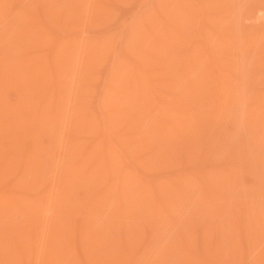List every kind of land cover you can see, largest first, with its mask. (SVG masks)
<instances>
[{
  "label": "bare ground",
  "instance_id": "6f19581e",
  "mask_svg": "<svg viewBox=\"0 0 264 264\" xmlns=\"http://www.w3.org/2000/svg\"><path fill=\"white\" fill-rule=\"evenodd\" d=\"M7 1H9V0H7ZM25 1L26 0H24L23 3H25ZM28 1H30V0H28ZM98 1L102 2L104 0H68L66 2L65 1L63 2V0H59V2H58V0L57 1L51 0L50 2L47 1V3L42 6L44 8L41 10V12L39 11L40 14L42 13L43 16L45 15L44 18H41L42 16L40 14H38V12H37V10H39L38 6H36L38 8L37 10L35 9L36 12H33L34 7L32 8V6L30 5L32 9H30L28 12L27 9H21V7L25 8L26 6L20 5L19 10H17L18 12H15L17 16L12 15L11 18H13V19H11L10 21L8 20L9 22L12 21L11 24L7 23V21L5 22L8 24L6 27V30L9 28L8 27L9 24H10V26L12 25L11 26L12 28L8 29V31L4 30V32H3L1 29V27L3 25L1 23V22H3L1 20V18L4 16H2L1 14L5 15L4 14L5 11H3V10L9 9V5L4 4L3 0H0V5H2L4 7L2 9V7L0 6V24H1V27H0V30H1V32H0V264H103V262L104 263L106 262L105 264H234V262H237L236 264H264V205L261 208H259V205L257 206L258 203L253 202L251 199H249V202L247 201L248 199L246 201H245V199H243L245 202H248V206L245 205L248 210H246V207L244 205L243 206L245 207L244 208L245 210H243V209L242 210L244 211V213L248 212V216L246 215L247 214L246 213V214H244V217H242L239 220L238 217H240L243 213L240 214V216H239L238 215L239 211H238L237 212L238 217H237V215L234 214V211L232 210V208L235 207L234 210L237 211L239 206L241 207V205L238 206V204H237V209H236V206L233 205V203H234L233 202V199H234L233 196L235 195L234 192L233 193L230 192L231 194H234L233 196L231 195L232 196L231 198H233L232 199L233 203H231L232 208L231 209L229 208L230 209L229 210L227 208L228 207L227 206L226 208L229 211L227 209L226 210L229 213H231L230 211L232 210L233 215L237 218H232L233 215H231V214L229 216L227 211H225L224 209H222V210L220 209V211L217 210L219 212L218 214H220V216L223 212H225L226 215L223 213L222 217H224V218L221 219V221L223 219H224V221H222V223H218L220 225H214L217 223V222L216 223L214 222L213 223L214 226L212 225L213 231H211L212 227L210 226L211 227V228L209 227L210 230L207 229L209 232L208 234H206V235L201 234L202 235L201 238H203V236H205L202 239L203 241L200 239L202 241V243L195 241L196 237L195 238L192 237L193 236L191 234L192 230H190V228H188V227L186 228V226L190 225L187 223L185 226L182 225L183 227L181 229H178L175 225L176 230H178V231L174 230L176 235L174 236V238L172 237L173 238L172 240L169 237V239L171 241L170 242L167 241L168 245H165V247L163 245H161L162 248L154 249L152 243L150 242L152 237L148 236V239L150 240L149 243H151L153 250L152 249L151 250L144 249L143 251H138V248L140 247L139 244H141L139 237H138L139 240H137V242L140 241V243L137 244V246H139L138 248H135V246H133L132 248L130 247L131 249L130 248L125 249V246L123 244H121L122 242L116 243L114 240L116 237H113L111 235L112 232H110V230L114 227V225H112L110 222L104 223V221H102L101 222L102 226H101V224H99L100 228L98 230L95 229L94 226H96V225L93 224V222L96 221L95 216H98L96 219H98V223H99L100 222L99 219H102L104 217L105 205L110 204V203H113V205L115 206L116 213L122 212L123 210L127 209L128 207L130 209H132L131 206H133V205L135 207L137 205H140V208L142 206L147 207V208L151 207L153 209V211L155 212V215H156L155 218L156 219L153 218L154 219L153 224L151 223V222H153V220H151V222L149 221V223H150L149 226H152V225L157 224V223L159 224V222L160 223H161V221L163 222V219H165L166 221L168 220L167 222L169 223L170 222L169 220L172 218L171 215H173V213L171 214V210L173 212L172 202H175L174 201V199H175L176 200L175 203H179V204L181 203L182 200H180V197L178 195H180L179 193L183 192L182 190L185 191L187 189L188 185L185 189V183L191 185V188L194 189V190L192 189L193 193H194V191H197L199 188H201V187L204 188L205 186H207V187H205V193H207V196L210 195L208 193L211 192V194L213 193V195L216 194L215 196H218V199H220V197L221 198L224 197V198H227V201H228V197L230 196V193L228 191H226L227 187L229 190V188H230L229 186H227V185L224 186V184H223L222 188L226 187V190H223L222 188H220V189L217 188L218 185L222 186V183L217 185V183L221 182V179H223L224 183L225 182L227 183V181H228L227 179H229V178H226V176H227L226 170L227 169L225 167L224 168L226 170L222 169L223 166L219 167V168L215 167V170L211 166V168H213L214 171L211 168H208L207 172L202 173L201 172L202 170H201L199 174H196V172H198L197 170H195L196 166H194V168H192L193 166L191 164H193V163H190L192 161L194 162V159L190 160L191 158H189L190 157V155H189L188 158L190 161L188 160L187 161L188 163H186V161L184 162V160L188 159L187 157H186V159L183 158L184 160L182 161L183 163H186V165H184L182 162L179 163L180 166L183 168V170L179 174L177 173V175L174 172L175 174L173 176V174H171L172 171L170 170L171 173H169V175H167L166 173L163 172V176L162 175L160 176V174H158V172H157V174H156L157 177L156 178L154 177V179H149L145 175H144L145 178H142L143 175H140L141 172L139 173L137 171V169L135 171V169H133L134 167L133 168L131 167V168L135 172L133 170H131L130 168H126L125 165L123 166V164L125 163V162H123L124 157H125V155H127L126 153L124 154V152H127V151H125L124 148H126V149L134 148V152H136V153L138 150H140L141 152H143L142 150H144L143 153H145L146 155L145 154H142V155L148 156L149 150H152V149L156 150V148H154V147L157 146V144H158L157 141L158 140L163 141L162 138L165 137V135L167 134V131H169L168 132L169 135L174 134L176 132L175 130L177 129V126L178 127L182 126V127H184V129L186 127H189L188 129H190V128L194 129L193 126L197 127L196 124L199 121L198 118L200 117L202 119L203 114H205L204 112H206V110L215 111L214 114L216 116L213 114V112L211 115V116H214V118H216L217 115H218V117H220L219 116L220 113L217 111L221 110L222 112H226V110L224 111L223 109L227 108L226 107V108L221 109V107H223L225 104H227V105L231 104L232 105L236 101H238V100L242 101L243 99L245 100L243 106L246 105L247 107L244 106L245 110L247 108H248V110H247V112L244 110L245 114L243 113L242 115H245V117H246V115L247 116L250 115L249 119L247 118L249 121L247 119L246 120L248 121V125L251 126L250 131H252L254 133V134H252V136H254V137L252 138L253 142H251L252 143L251 146H252V148H253V146H255L257 148L260 147L261 150H263V148H264V96H263L264 93L262 94L263 98L260 97L261 95H258L259 99L257 98V100H254V102L256 101L255 103H253V101H250L251 103H248V105L246 104L247 101L245 99L248 97H245L242 93L244 89L248 88V87L245 88V86H246L245 84H248V86L253 85L254 83H256V80L261 77L259 75H261L260 71L262 70V68L264 70V67H263L264 66V59H263L264 56L262 59H259V57H258V59L262 60V62H260L258 60V64H259V62L261 63V65H259V66H261V68L257 67V69L260 68L261 70H259L258 78L256 80L254 78L257 77V75H256L257 72L252 73V74H255L254 75L255 77L252 78V80L250 79V77L247 78V80L250 79L251 82L247 81L245 79L246 83H243L244 80H243V82L235 80L234 75H230L231 76L230 77L229 74L228 75L225 74L222 76L221 75L219 76V74H217L215 76L213 74L214 75L213 77L215 79L212 76H210V78L208 80L207 77H209V74H210V72L209 73L207 72L208 70L210 71V69H208V68H210V67L214 68L217 66L218 68H214V69H216V70L219 68L221 69L222 66L220 67V64L218 65L217 62L221 59L225 60V58L216 57L213 60H218V61H215V64H217V65L213 66V64L211 63L212 61L207 62V63H209L208 65H210V63H211L212 66L210 65V67H207L205 65L206 68L204 69L205 66H203V64H207V63H204V62H206L207 59L204 61V59H205V57H203L204 52L202 54L203 48L201 49L202 51H200L199 48H201V47H199V48L194 47L195 46V43H194V46H190V48L193 47L192 50L190 49L192 52V53L191 52L190 53L195 54L193 56H194V58H196L195 60H194V58L191 59V60H193L192 61L194 64L193 66H195V65L201 66L202 65L203 68H202V70H200V73L198 71L197 75L194 74V76L188 77V75H189L188 70L189 69H188V67H186L187 65L183 64V62H180V60H181V59H179L180 57L178 58L179 61H177L178 60L177 59L178 54L176 55V53L174 52L177 45L183 44V46H185L184 43L179 44V40H178V39H180V37H182V34H184V33H180L181 34L180 37H175L176 35L174 36V34L177 32L176 31L171 36L170 35L171 31L169 29L170 33H168L169 32L168 30H167L168 31L167 33L170 36L165 37L164 36L165 33H164L163 37L159 36V35L163 34V31L162 32L159 31V29L161 28V27H159L160 21H158V19L156 17L157 15H155V12H154L155 9L153 11L149 10L150 12H145L144 15H141V13L139 12V15L135 16L132 19V22H130V24H129L130 28L128 27L130 29L129 38H128L126 43H127V46L129 47L130 51L133 52V54H131V55L128 54L131 57H128L126 54V57H128V58H118L115 61H112L113 58H110L111 60L109 62L111 65H109L108 70H106L107 72H105V73H107L106 76H104L105 79L102 80V81H104L103 82L104 95L102 96L103 104L102 105L100 104V106H103L105 103L109 108V112L107 110L106 111L107 113L105 115L102 114L101 116H98V117H101V119L104 116L103 121L101 119H99L100 121H102L101 122V124H102L101 128L107 127L110 130L109 133L108 132L104 133L103 130L100 129V126L97 124L99 122V120L97 121V119L95 118L96 116L94 117L93 113H91L92 110L90 108V103H91L90 100L92 97L91 94L93 92L92 91L93 90V84L96 83L95 81H97V77H98V74H96L97 76H95V72H94L95 66L98 65V64H96V62L101 61L102 63H104L103 61H107L105 57H108V55L106 54V56H103L104 51L106 53H108L111 50H112V52L114 51L113 49H111V50L107 49L110 46H111L110 48H112L113 44L111 42L110 43L111 45H110L109 42L112 41L110 39H112L114 36L112 35L111 38L109 36H107V38H109V40L102 39L101 36L98 38H95L96 36L94 37V35L91 34V31L89 32V29H91L89 27L92 24H97V23L99 24L100 21L102 22L103 18L105 16H108V14L110 15L111 12H109L110 11L109 9H111L113 6L111 8L109 7L107 10L106 9L107 6H105V8H104V3L106 4V2H108V1H106V2L104 1V3H100ZM35 2H37V1H35ZM35 2H33V0H32L31 1V3H33L32 5H34ZM226 2H227V5H229L228 0ZM52 3H55V4L51 5ZM153 3H151V4L153 5ZM207 3H209V2H207ZM223 3H221V1H220V4H223ZM29 4H30V2H29ZM151 4L149 5V7H152ZM155 4H154V6H156ZM10 5H11V3H10ZM24 5H26V4H24ZM211 5H212V3H211ZM17 6L19 7V5H17ZM173 6H174V8H177L176 5H173ZM203 6L205 7V5H203ZM257 6H259V5H257ZM158 7H159V5H158ZM161 7H162V5H161ZM219 7L223 8V5L222 6L219 5ZM219 7L217 9L220 10ZM231 7H228V8H231ZM233 7H234V5H233ZM168 8H170L169 5H168ZM226 8H227V6H224V10H226ZM161 9H160V15H161ZM204 9L206 10V8H204ZM209 9H211V8L209 7ZM106 10H107V15H104V13H106ZM111 10L113 11V9H111ZM183 10H181V11H183ZM201 10H202V8H201ZM214 10H216V9H214ZM233 10H234L233 13H235V11L237 9H233ZM14 11H16V10L13 9V14H14ZM167 11H169V10H166V13H167ZM208 11L209 10H207V13H209V15H210L211 12H208ZM248 11L249 10H247V12ZM263 11H264V9H263ZM263 11H261V12L259 11V12L262 13ZM174 12H176V11L174 10ZM178 12L180 14L177 13L176 15L179 14L180 17L182 16L181 20L183 22H185V19H183V17L185 18L184 15H187L186 14L187 12L184 11L185 14H184V12H182L183 15L181 14L180 9L178 10ZM225 12L226 11L223 12V10H221V13H223V15ZM196 13H198V12H196ZM172 14L175 15L174 13H172ZM227 14H228V12H226L225 15H227ZM241 14H243V13H241ZM247 14H249V13H247ZM46 15H47V17H50V19L45 20ZM173 15L172 16L169 15L170 18L173 17L172 23H174L176 20H178L177 21L178 24H177V22H176V24L179 25V20H180V18H178L179 16H177V18H178L177 19ZM219 15H221V14H219ZM132 16H134V14ZM162 16H166V15L162 14ZM227 17H230V16L228 15ZM6 18L7 17L5 15L3 20H6ZM162 18H164V17H162ZM162 18L160 16L161 20H162ZM193 18H194V16H193ZM193 18H191V19H193ZM222 18H224V17H222ZM230 18L233 19V17H230ZM105 19L108 20L110 18H105ZM209 19L212 20V18H209ZM213 19H217V18H215V16H214ZM16 20L18 21V23L16 22ZM203 20H205V19L203 18ZM203 20H202V22H203ZM206 20H207V18H206ZM211 20H209V22ZM247 20H248V18L245 21H247ZM165 21L169 22L168 19H165ZM213 21L210 22V24H212ZM202 22H200V23H202ZM225 23H226V21H225ZM241 23L242 22H240V24ZM167 24L169 26L171 23L169 22ZM251 24L250 25L253 26L252 28H254V26H255L254 22ZM163 25L166 28L168 27L165 25V23H163ZM172 25L173 24H171V28L175 26V24H174V26H172ZM191 25H193V24H191ZM5 26H6V24H5ZM226 26L229 27V25H226ZM256 26H258V24ZM52 27H53V30H54V27L56 28V30L59 29L58 31L60 33L59 34L57 33L58 35L56 34V36H54L55 35V34L53 35L54 32L51 33L52 31L50 30ZM57 27H58V29H57ZM179 27H180V25H179ZM179 27L177 26L176 28L180 31L181 28H179ZM188 27H190V26H188ZM196 27H198V26H196ZM2 28H5V27H2ZM198 29L201 31V28H198ZM213 29H215V28H213ZM99 30L101 31V29H98V31ZM164 30H166V29H164ZM72 31H76L77 35L72 36L71 35ZM106 31H107V29H106ZM189 31H190V29H189ZM203 31H204V29H203ZM214 31L217 32L216 29L213 30V32ZM252 31H253V29H252ZM259 31L257 32V34H259ZM159 32L162 34H160ZM240 32L238 30V33H240ZM261 32H262V30H261ZM118 33L121 34V32H119V31H118ZM255 33H254V37L252 36L254 38V40H251V41L248 40V38H250L249 37L250 35L247 36L246 38H243V36H242L240 38L241 43L244 44V43L248 42V43H246V47L247 48L249 47L252 49L255 48V45L257 43L259 48H260L259 51L260 52H261V50L264 51L263 50L264 47L262 46V44H264V43L261 44V41H262L261 39H262V36L264 37V32H263V34L260 33L261 35H259V37ZM196 34L195 35L193 34L194 35L193 37H195ZM212 34H214V33H212ZM107 35H109V34H107ZM177 35H179V34H177ZM255 35H256V37H255ZM97 36H99V35H97ZM121 36H122V34H121ZM213 36H215V34ZM184 37H186V36H184ZM236 37L237 36H235V38ZM217 38H218V36H217ZM181 39L183 40V37ZM184 39L186 40V38H184ZM194 39L196 40V37ZM197 39H199V38H197ZM243 39L244 40L247 39L246 42L245 41L243 42L242 41ZM116 40H118V39H116ZM176 40H178V41H176ZM192 40H191V43H192ZM203 41H202V43H203ZM122 42H124V41H122ZM177 42H178V44L176 45ZM218 42H219V40H218ZM235 42H236V39H235L234 43ZM262 42H264V40ZM219 43H218V45H219ZM210 44H211V42H210ZM207 45L209 47V44H207ZM212 46H213V44H212ZM212 46H210V47L213 48ZM215 46L216 45H214V47ZM186 47H187V45H186ZM203 47H204V45H203ZM223 47H225V46L221 45V43H220L218 48L216 47V50L220 49L218 51H220L222 53V54L217 53L216 55L219 54V56H221V55H224L225 57L227 56L228 59H226V61L228 63L226 61H225V63L223 61L222 62L224 64L228 65L229 64V58L232 57L231 61H233L232 59H234V58L237 59L236 55L239 52L238 51H237L238 53L237 52H231L232 46L231 47L228 46L229 52L231 54L234 53V55L236 57L233 56V54L231 56L229 54V52L227 55H225L224 54L225 51L221 50ZM241 47L244 48V46H242V45H241ZM177 48H179V46ZM187 48H186V50L188 51L189 48L188 49ZM124 49H125V47H124ZM126 49H128V48H126ZM129 49L127 51H129ZM235 49L233 48V51ZM207 50L204 49V51L208 52ZM176 52H177V50H176ZM98 53H100V57H99ZM186 53L189 54V56L191 55L188 52H186ZM235 53H237V54H235ZM113 54L114 53H112V55ZM183 54H184V52H183ZM183 54H181V55H183ZM114 55H116V54H114ZM262 55H264V54H262ZM243 56H246V55H243ZM186 57H188V56H186ZM208 57H209V54H208ZM190 58H191V56H190ZM250 58H252V57H250ZM181 61H184V59ZM237 61H238V59H237ZM178 62H180L182 64V65L180 64L182 67H180ZM219 62H221V61H219ZM253 63L256 64L257 62L256 63L252 62V64ZM230 64H232V66H234V63L230 62ZM230 64H229V66H231ZM176 65L177 66L179 65L178 67L181 68V70L179 68L175 69ZM183 65H185V67H186L185 69H186V71H188V73H187L184 70V72H186L188 74V75L187 74L185 75V77H187V79L185 78L186 80L185 79L183 80V75L185 74L182 71ZM92 66L94 67L93 71L91 69ZM104 66H106V65H104ZM193 66L191 65L192 70H193ZM236 66L237 65H235V68H236ZM240 66H242V65H240ZM231 67H229V68H231ZM251 67L253 68V66H251ZM255 68H256V66H255ZM96 69H97V67H96ZM171 69L172 70L174 69L173 71L176 70V72L172 71V73H174V74H172V76L175 77L178 75V77H179V78L177 77V79H176L177 82H179V83H178L177 87H176V85H175V87L178 88V87H180V85H183L182 82H184V84H185V85H183L184 93L182 92L183 94H182V96H179L180 98L179 97L174 98L175 96L173 98H171L172 93L170 94L169 91H167V94H166L165 92L162 93V91H161L162 86H164L166 88V90H168L167 88L169 85H167L166 83H167V80H169L168 73L171 71ZM195 69L193 72H195ZM214 69H213V71H215ZM220 69L218 70L219 73H220ZM223 69H224V66L222 67V70ZM257 69H255V70L251 69V70L257 71ZM98 70H99V68H98ZM98 70H96V71H98ZM177 70H179V71H177ZM178 72H180V73L183 72V73L179 74ZM228 72H230V71H228ZM196 73H197V71H196ZM211 73H213V72H211ZM205 74H207L208 76H205ZM220 74H222V72ZM262 74L264 76V73H262ZM99 75H101V74H99ZM101 76H102V78H104L103 75H101ZM211 77H212V79H211ZM251 77H252V75H251ZM95 78H96V80H95ZM263 78H260V81H259L260 84H261V81L263 82V80H262ZM170 80H171V78H170ZM203 80L204 81L206 80L205 82H207V80H208V83L204 84L205 82ZM257 82H258V80H257ZM258 83H256V86H258ZM165 84L167 85V87ZM256 86L254 84V87H256ZM261 86L262 85H260L259 87L261 88ZM94 87H95V85H94ZM175 87L174 88L171 87L172 92H173V89H176ZM165 88H164V90H165ZM180 88H182V86ZM252 88H253V86H252ZM256 89H257V87H256ZM249 90H251V88L247 89L248 92L245 90L247 92V94H250ZM160 91H161V93H160ZM252 92H253V89H252ZM258 92H260L259 94H261V91H258V89L255 90L253 93L258 94ZM159 93L162 94L164 96V98H165V95H168V94L171 95V96H169V95L167 96L168 98H170V100L168 98H165L166 101H157L156 95H158ZM178 93H180V92H178ZM12 95L15 97H13ZM98 95H99V93H98ZM179 95H181V94H179ZM242 95H243V97H242ZM252 98H254V97H252ZM167 99H168V101H167ZM100 103H101V101H100ZM95 105H96V102H95ZM174 106H175V108L177 107V110L180 111L181 113L183 110L184 115H183V113L181 114L179 112H175L174 109H173V111H174L173 112L172 107H174ZM93 107L96 109L95 106H93ZM105 107L106 106L104 105V110L108 109ZM99 111H100V108H99ZM209 111H207V112L209 113ZM222 112H221V115L223 114ZM247 113H249V114H247ZM105 116H106V118H105ZM223 116H224V114H223ZM221 119H220V121H221ZM246 120H245V122H246ZM237 121H239V120H237ZM199 123L202 124L201 122H199ZM243 124H246V123H243ZM197 125H199V124H197ZM173 126L174 127L176 126V128L174 130L175 132L173 131V133H170V131L172 130L171 127H173ZM246 126H247V124H246ZM107 128L106 129L103 128V129H105V131H107ZM163 128H165V130L163 132V135H161ZM234 128H235V126H234ZM180 129H182V128H180ZM193 129H191V130H193ZM197 129H200V128L197 127ZM95 130H101L100 132H103V133H100L98 131V132H96V134H94ZM181 131H183V129ZM129 132H131L132 135H129L128 134ZM178 132H180V131H178ZM107 133L110 135H108V137L104 136ZM144 133H146V135H144L143 138H145V136L148 135L146 137L147 139H144V140H146V141L150 140V142L147 141V143H146V141L141 140L142 142H145V143H142V142L139 144L135 143L133 139H135L136 137L138 139V136H140ZM184 133H186V132H184ZM201 133H202V131H201ZM92 134L97 135V136H94V135L92 136ZM158 134L160 135L159 137H158ZM175 135H179V134H175ZM202 135H203V133H202ZM208 135H211V134H208ZM179 136H177V137H179ZM225 137H227V136H225ZM165 138H168V137H165ZM199 138H201V137L199 136ZM137 139H136V141H137ZM209 139H211V137ZM197 140L199 141V139H197ZM245 140H247V139H245ZM155 141L157 142V144H155ZM183 141H185V140H183ZM241 141H239V142H241ZM249 141H252V140H249ZM161 143L163 144V142H161ZM188 143H190V142H188ZM196 143L197 142H195L194 145ZM198 143L202 144V142L201 143L198 142ZM237 144H239V143H237ZM178 145H180V144H178ZM224 145H226V143ZM240 146H242V145H240ZM147 148L149 150H147ZM257 148H256V150L260 149V148L259 149H257ZM119 149H120V151H119ZM145 149H146V152H145ZM183 149H184V147H183ZM121 150H124V152L122 151L124 157L120 153ZM157 151H159V150L155 151L156 154H157ZM203 152H204V150H203ZM234 152H236V151H234ZM154 153H151L150 156H153ZM220 153H221V151H220ZM184 155L188 156L187 154H184ZM218 155H219V153L217 154V156ZM156 156H158V154ZM203 156L206 157L205 155H203ZM138 157L136 156V158L139 159V161H140V158H138ZM178 157H180V156H178ZM191 157H192V154H191ZM134 158H135V156H134ZM142 158H145V157L142 156ZM159 158H161V157H159ZM165 158H167V157H165ZM137 159H134V161ZM175 159H172V160H175ZM204 160H205V158H204ZM259 160L257 162H259ZM126 161H128V159ZM200 161L202 162L203 160L200 159ZM226 161H227V159H226ZM228 161H229V159H228ZM244 161H246V159ZM169 162H170V160H169ZM140 163L142 165V162H140ZM166 163H167V161H166ZM176 163H177V161H176ZM179 164H176L177 167ZM198 164L201 165L202 163H198ZM261 164L262 163H260V165L259 164L257 165L258 169L260 168L259 169L260 171H258L256 169L258 172L255 173V174L259 175L258 176L259 179H255V181H254V183H256L257 185L261 182L264 183V179H263L264 177L261 176L264 173L262 171V167H261L262 165ZM126 165H127V162H126ZM221 165L222 164H220V166ZM227 165H225V166H227ZM108 166H109V169H111V167H112L113 172L118 173L117 174L118 178L121 177L120 180L118 179V182L111 183L110 180L113 178L112 174H111L112 178L110 177L111 179H108L109 177L107 178V170H109V169H107L106 167H108ZM142 166H144V169H146L148 167V166L144 165V162H143ZM142 166L140 169H143ZM228 166L230 167V165H228ZM228 166H227V168H229ZM232 166L233 165H231V168H232ZM150 167H149V171L151 174L154 170L155 171L157 170V169L153 170L152 168H151L152 169L151 170ZM189 167L191 168V170L187 171L189 169ZM254 167H256V166H254ZM162 168L164 169V167H162ZM169 168H171V167H169ZM160 169H161V167H160ZM161 170H159V171H161ZM176 170H178V168ZM110 171L112 173V170H110ZM145 171L143 170L142 174H146V173H144ZM203 171H206V170L203 169ZM235 171H237V170H235ZM239 172L242 173V170ZM164 174H165V176H164ZM257 175H256V177H257ZM199 176L201 178V180L199 179L200 182H202V184H204L202 186L197 185ZM228 176L230 177L229 174H228ZM248 176H250V175H248ZM263 176H264V174H263ZM149 177H150V175H149ZM195 177H196L197 183H194L195 181L192 182V180ZM115 178H113V179H115ZM224 178L227 181L224 180ZM260 178H262L263 181H261ZM218 179H220V182L218 181ZM259 180L261 182H259ZM238 181L240 182V180H238ZM238 181H235V182L237 183ZM242 182H243V184H242ZM230 183H232V182H230ZM240 183H239L240 187L238 186V184H235L238 186V187L236 186L237 192H235V193H237V195H238V192H240L244 188V187H242V189H240L241 185L242 186H244V184L247 185V183H244V181H241ZM104 184L106 186H104ZM228 184H229V182H228ZM101 185H103L102 186L103 188L101 187ZM200 185H201V183H200ZM246 185H245V187H246ZM257 185L255 187H253V185H251V186L249 185L250 187H248L249 190H251V191L254 190L253 191L254 195H256L255 193H257V191L259 192L263 189L261 187L262 189L258 190ZM213 186H214V188H213ZM104 187L105 188L107 187V190H105ZM215 187L219 191L215 192ZM233 187H235V186H233ZM80 188H82L85 191V192H82V194L84 193L83 195H81L79 193V190L83 191ZM190 189H189V191H191ZM104 190L106 192H104ZM201 190H203V189H201ZM233 190H235V189H233ZM115 191H120L122 194V197L119 196V198H117V200H113L111 198L113 196H110V193L111 192L114 193ZM199 191H200V189H199ZM242 191H244V190H242ZM242 191H241V193H242ZM263 191H264V189H263ZM202 192H204V190ZM225 192L229 193V195ZM195 193L197 194V192H195ZM199 193H201V192H199ZM247 193L250 194L249 191ZM262 194H261V196H262ZM117 195H118V193H117ZM187 195H188V193H187ZM203 195L205 196L206 194H203ZM114 196H116V195H114ZM240 196H238V197H240ZM246 196L244 198H246ZM256 196H255V198H256ZM250 197H247V198H250ZM184 198L186 199V197H184ZM194 198H195V196H194ZM212 198H213L212 196L208 197L209 200L210 199L213 200ZM261 198H264V196H262ZM206 199H207V197H206ZM216 199H217V197H216ZM218 199L215 201H218ZM255 200H257V199H255ZM192 201H193V197H192ZM261 202H262V200H261ZM175 203H174V205H175ZM199 203H201V202H199ZM210 203H212V202H210ZM227 203L230 204L229 201ZM241 203L244 204V202H242V201H241ZM263 203H264V201H263ZM187 204H188V202H187ZM204 204H206V203H204ZM245 204H247V203H245ZM189 206H191V205H189ZM110 207H112V206L110 205ZM214 207H215V205H214ZM175 208H174V212H175ZM179 208L181 209V206ZM183 208H185V205ZM183 208H182V210L185 211L186 208H185V210ZM218 208H219V205H218ZM112 209H114V208H112ZM130 209H129V211H130ZM134 209H136V208H134ZM215 209H213V210H215ZM109 210H107V208H106V213ZM139 210H138V213H140ZM182 210H181V212H182ZM114 211L113 212L111 211V212L114 213ZM217 211H216V215H217ZM236 211H235V213H236ZM111 212H110V214H111V216L113 215L112 217L114 219H115V216H119V214H120L119 213L118 215L114 216V214H112ZM144 214H147L145 216H148V213H143L142 216ZM207 214H208V212H207ZM105 215H107V214H105ZM122 215H123V213H122ZM129 216L131 217L130 212H129ZM136 216H138V215H136ZM142 216L141 217L138 216V218H140V220H141ZM145 216H144V218H145ZM208 216H211V215H208ZM220 216L218 217V219H216L217 217H215V216H214L215 218L214 217L213 218H214V220L218 221V220H220ZM124 217H122L123 220H124ZM198 217H199V215H198ZM77 218L81 219V223L79 226L77 225L78 224L77 223L78 221H76ZM146 218H148V217H146ZM145 219H143L141 221L143 223H145L144 222ZM148 219L150 220L151 216ZM173 219H172V221H174L176 218L174 220ZM141 221H140V223H141ZM172 221H171V224L176 223V222H172ZM175 221H177V220H175ZM197 221H199V220H197ZM177 222H179V221H177ZM114 223H115V225L118 224L117 226H119V224H120V222H114ZM130 223H131V221H130ZM183 223H185V222H183ZM190 223H191V221H190ZM194 224H196V223H194ZM120 225H121L120 227L122 229L123 224L121 223ZM191 225H192V223H191ZM117 226H115V227H117ZM133 226H131L129 228L126 227L127 231L128 232L130 231L129 232V233H131L130 235L135 233V232H133L134 230L131 231ZM142 227L144 228L145 226L142 225ZM158 227H159V225H158ZM191 227L193 228V225ZM155 228H156V226H155ZM162 228H163V226H162ZM172 228L170 229L171 231H172ZM179 228H180V226H179ZM206 228H208V227L205 226V229ZM126 229H123V231L120 230V232L123 233V232H125L124 230H126ZM144 229H147V228H144ZM151 229H152V227H151ZM194 229L196 231V227H194ZM200 229L202 230V228H200ZM205 229L203 231H205ZM115 230L116 229L114 228V233H115ZM157 230H159L157 235H160L163 237L164 233H163L162 229H157ZM171 231H169V233H171ZM241 231L244 234H242ZM77 232L81 233L82 234L81 236H83L82 239L80 236V238H79V240L81 239L80 241L79 240L76 241L74 239L75 234ZM141 232H143V231L137 232V236H138V234L139 235L141 234L140 237L144 238V236ZM152 232H154V231H152ZM129 233H127V234H129ZM201 233H204V232H201ZM146 234H148V233L146 232ZM151 234L153 236V233H151ZM241 234L244 236H242ZM130 235H127V237ZM134 235H136V234H134ZM117 236H118V234H117ZM153 237H154L153 238L154 241H156L155 240V238H156L155 233H154ZM119 238L120 237H118L117 239L119 240ZM125 238H126V236H125ZM129 238H131V237H129ZM145 238L147 239V237H145ZM164 238H166V237H164ZM164 238L161 240H164ZM157 239H159V238H157ZM241 240L242 241L245 240L244 243L245 244L248 243V247H249L248 248L247 246H243V247L248 248V251L246 249H242L243 251L246 250L248 252V253L246 252V254H244V255L236 253V251L238 250V249L236 250V248H239L240 245L242 244ZM78 241L83 244V249H81L84 252L83 260H81V258H80L83 255L79 257L78 253H80V252H77L78 251L77 248H79L78 247L79 245H77ZM119 241H117V242H119ZM123 241H126V240L124 239ZM146 241H148V240H146ZM123 243H125V242H123ZM127 243L130 244L129 242H127ZM199 244L201 245V248L203 246V251L202 250L200 251V249L198 250V252H202L200 254H198V252L196 253V251H195ZM132 245H135V244H132ZM142 245H145V244H142ZM148 245H147V247H148ZM133 248L137 249V251H135V249H133ZM239 249L241 250V248H239ZM120 250H124V254L123 253L119 254ZM107 251H109L110 254L113 255L112 257L110 255V259H109V257H106L104 255V254H108Z\"/></svg>",
  "mask_w": 264,
  "mask_h": 264
},
{
  "label": "rangeland",
  "instance_id": "374dc122",
  "mask_svg": "<svg viewBox=\"0 0 264 264\" xmlns=\"http://www.w3.org/2000/svg\"><path fill=\"white\" fill-rule=\"evenodd\" d=\"M17 1V2H16ZM31 1L32 0H30V1H28V0H26L25 1V3H23L24 2V0H9V1H7V0H3V3L4 4H6V5H9V9H7V10H3V11H5V15H6V20H3V18L5 17V15H3V14H1L2 16H4V17H2L1 18V20L3 21V22H1L3 25H2V27H5V28H2L1 27V24H0V27H1V29H2V31L4 32V30H6V27H7V23H10L11 24V22H9L11 19H13V18H11V16L12 15H15V16H17L16 15V13L15 12H18L17 10H19V8H20V5H22V6H26L25 8H22L21 7V9H27L28 10V12H29V10L30 9H32L33 7H34V10H33V12H36V10L39 8V10H37V12H38V14H40V12H41V10L44 8V7H42L44 4H46L47 3V1L48 2H50L49 0H33V2H35V1H37V2H35L34 3V5H32L33 3H31ZM54 1V0H53ZM57 1V0H56ZM66 2V1H68V0H63V2ZM104 1L106 2V1H108V2H106V4L104 3ZM104 1H98V2H100V3H104V8H105V6H107L106 7V9L108 10V8L110 7H112L111 9H113V11L111 10V9H109L110 11L109 12H113L112 14L110 13V15L108 14V16H105L104 18H103V21L101 22L100 21V23L98 24H92L89 28H91V29H89V32L91 31V34L92 35H94V37L95 38H98V37H100L101 36V38L102 39H106V40H109V38H107V36H109L110 38L112 37V35L114 36L112 39H110V40H112V41H108L109 42V44L112 42V48H107V49H109V50H111V49H113L114 51L112 52V50L111 51H109L108 53H106L105 51H104V53H103V56H106V54L108 55V57H105L106 58V60L108 61H103L104 63H102L101 61H99V62H96V64H98V65H96L95 66V68L92 66L91 67V69H92V71L94 70V72H95V76H97L96 74H98V77H97V81H95L94 83L95 84H93V92H92V94H91V103H90V108H91V110H92V112L91 113H93V116L97 119V121L99 120V119H101V117H98V116H101L102 114L103 115H105L107 112V110H108V112H109V108H108V106L104 103V105L106 106L105 108H108V109H106V110H104V105L103 106H100V104L102 105L103 104V101H102V96L104 95V85H103V82L104 81H102V80H104L105 79V77L104 76H106V74L107 73H105V72H107L106 70H108V67H109V65H111L110 64V58H113L112 59V61H115L116 59H118V58H128V57H131V56H129L128 54H133V52H131L130 51V49H129V47L127 46V40H128V38H129V31H130V22H132V19L135 17V16H138L139 15V12L141 13V15H144V13L145 12H150L149 10H154L155 9V15H157L156 17H157V19H158V21H160V26L159 27H161L160 29H159V31L160 32H162L163 31V34L162 33H160V34H162V35H159V36H162L163 37V35H164V33H165V37L166 36H172V34H174L176 31V33L174 34V36L175 37H180L181 36V34L180 33H184V34H182V37H183V40L181 39L182 37H180V39H178L179 40V44L180 43H184V45L185 46H183V44H181V45H177L178 44V42L176 43V45H177V47L179 46V48H177L176 47V49H175V53H176V55L178 54V56H177V59L179 58V59H181V60H183L184 59V61H181L180 60V62H183V64H185V65H187L186 67H188V71H189V73H188V71H186V67H185V65H183V72H184V70L189 74H187L186 72H184L185 74L183 75V80L186 78L187 79V77H185V75L187 74L188 75V77H190V76H194V74L195 75H197L198 74V71H199V73H200V70H202V65L201 66H193L194 64H193V60H191V59H193L194 58V56L193 55H195V54H191L192 52H191V50H192V48L193 47H191L190 48V46H194V43H195V46L194 47H197V48H199V47H201V48H199L200 49V51H202L201 49L203 48V51H202V54H203V52H204V56L203 57H205V59H204V61L206 60V62H204V63H207V62H211L212 64H213V66L214 65H219L220 64V67L222 66H224V69L222 70V67H221V69H220V73L222 72V74H220L219 73V69H214V68H218L217 66L216 67H214V68H212V67H210V65H211V63H210V65H208L209 63H207V64H203V66H207V67H210V68H208V69H210V71L208 70L207 72L209 73L210 72V74H209V77H207L208 78V80H209V78H210V76H216L217 74H219V76L221 75H228L229 74V76L230 75H234V78H235V80H237V81H241V82H243V80H244V82L243 83H246L245 82V79L247 80V78H249L250 77V79L252 80V78H254L255 76V74H252L253 72L255 73V72H257L256 73V75H257V77H255L254 79L256 80L257 78H258V72H259V70H261L260 68H261V66H259V65H261V63L260 62H262V60H259V59H262L263 58V56L264 55H262V54H264V51H262L261 50V52L259 51L260 50V48H259V46H258V44L256 43V45H255V48H247L246 47V43H248V42H246V40L247 39H243L242 41L244 42H246V43H244V44H242L241 43V37L243 36V38H246L247 36H249L250 38H248V40L249 41H251V40H254V33L259 37V35H261V34H263V32H264V11H263V9H264V0H228V4L229 5H227V0H104ZM156 1V2H155ZM166 1V2H165ZM182 1V2H181ZM212 1V2H211ZM220 1H221V3H223V4H220ZM232 1V2H231ZM263 1V2H262ZM19 2V3H18ZM28 2V3H27ZM29 2H30V4H29ZM39 2V3H38ZM58 2H59V0H58ZM154 2V3H153ZM161 2V3H160ZM168 2V3H167ZM176 4H175V3ZM190 2V3H189ZM207 2H209V3H207ZM215 2V3H214ZM239 2V3H238ZM9 3V4H8ZM10 3H11V5H10ZM14 3V4H13ZM38 3V4H37ZM62 3V2H61ZM151 3H153V5L151 4ZM156 3V4H155ZM181 3V4H180ZM186 3V4H185ZM211 3H212V5H211ZM259 3V4H258ZM19 5V7L17 6V5ZM24 4H26V5H24ZM37 4V5H36ZM55 3H52L51 5H54ZM152 5V7H149V5ZM154 4L158 7V5H159V7L157 8L156 6H154ZM183 4V5H182ZM214 4V5H213ZM234 5V7H233V5ZM32 6V8H31V6ZM40 5V6H39ZM161 5H162V7H161ZM168 5H169V7L171 8H168ZM173 5H176L177 6V8H174V6ZM190 5V6H189ZM203 5H205V7L203 6ZM211 5V6H210ZM219 5H223V8L222 7H219ZM257 5H259V6H257ZM1 7H2V9L4 8L2 5H0ZM30 6V7H29ZM36 6H38V8L36 7ZM188 6V7H187ZM216 6V7H215ZM224 6H227V8H226V10H224ZM233 8H232V7ZM262 6V7H261ZM183 7V8H182ZM202 8V10H201V8ZM206 8V10L204 9V8ZM209 7L212 9H209ZM220 8V10L219 9H217V8ZM228 7H231V8H228ZM258 7V8H257ZM260 7V8H259ZM17 8V9H16ZM153 8V9H152ZM162 8V9H161ZM167 8V9H166ZM180 9V12H181V14L183 15V13L182 12H187L186 14L187 15H184L185 16V18L183 17V19H185V22H183L182 20H181V17H180V13L178 12V10ZM208 8V9H207ZM240 8V9H239ZM13 9L14 10H16V11H14V14H13ZM36 9V10H35ZM115 9V10H114ZM160 9H161V15H160ZM184 9V10H183ZM204 9V10H203ZM214 9H216V10H214ZM230 11H229V10ZM233 9H237L236 11H235V13H233L234 12V10ZM107 10H106V13H104V15H107ZM159 10V11H158ZM166 10H169V11H167V13H166ZM173 10V11H172ZM174 10L176 11V12H174ZM181 10H183V11H181ZM207 10H209L208 12H211L210 13V15H209V13H207ZM221 10H223V12L224 11H226V12H228V14L227 15H225L226 14V12L224 13V15H223V13H221ZM233 10V11H232ZM247 10H249L248 12H247ZM12 11V12H11ZM40 11V12H39ZM164 13H163V12ZM261 11H263L262 13H260ZM2 12V11H1ZM105 12V11H104ZM185 12H184V14H185ZM196 12H198V13H196ZM206 12V13H205ZM240 14H239V13ZM138 13V14H137ZM172 13H174L175 15H173ZM177 13H179L178 15H176ZM200 13V14H199ZM232 15H231V14ZM241 13H243V14H241ZM247 13H249V14H247ZM114 14V15H113ZM134 14V16H132ZM162 14L163 15H166V16H162ZM197 14V15H196ZM208 14V15H207ZM219 14H221V15H219ZM236 14V15H235ZM245 14V15H244ZM41 16V18H44L45 17V15L43 16V14L41 13L40 14ZM175 16L176 18H177V16H179L178 18H180V20H179V25H180V27H179V25H177L178 24V20H174L175 22L174 23H172V18H170V16ZM204 15V16H203ZM223 15V16H222ZM230 16V17H233V19H231L230 17H227V16ZM244 17H243V16ZM259 15V16H258ZM160 16H161V18L162 17H164V18H162V20L160 19ZM193 16H194V18H193ZM203 16V17H202ZM213 16V17H212ZM214 16H215V18H217V19H213L214 18ZM236 16V17H235ZM246 16V17H245ZM14 17V16H13ZM113 17V18H112ZM207 18V20H206V18ZM212 18V20L211 19H209V18ZM222 17H224V18H222ZM241 17V18H240ZM253 17V18H252ZM25 18V17H24ZM105 18H110V19H108V20H106ZM177 18V19H178ZM191 18H193V19H191ZM203 18L206 20H203ZM224 20L225 18V20L223 21L222 19ZM228 18V19H227ZM248 18V20L247 21H245L246 19ZM16 19V18H15ZM48 19H50V17H47V15H46V19L45 20H48ZM165 19H168V21L171 23V24H173L172 26H174V24H175V26L174 27H172L171 28V24L168 26V24L167 23H169V22H166L165 21ZM231 19V20H230ZM236 19V20H235ZM240 19V20H239ZM245 19V20H244ZM9 20V21H8ZM194 22H192V21ZM202 20H203V22H202ZM209 20H211L210 22H212L213 20L215 21H213V25L212 24H210V22H209ZM234 20V21H233ZM242 22L241 24H240V22ZM253 20V21H252ZM7 21V23H5ZM106 21V22H105ZM225 21H226V23H225ZM230 21V22H229ZM16 22L18 23V21L16 20ZM176 22H177V24H176ZM200 22H202V23H200ZM219 22V23H218ZM254 22V28H252L253 26H251L252 24L251 23H253ZM163 23H165V25L166 26H168L167 28L163 25ZM207 23V24H206ZM209 23V24H208ZM229 23V24H228ZM5 24H6V26H5ZM10 24H9V28L8 29H10V28H12L11 26H10ZM191 24H193V25H191ZM240 24V25H239ZM246 26H245V25ZM251 24V25H250ZM258 24V26H256ZM100 25V26H99ZM103 25V26H102ZM204 25V26H203ZM226 25H229V27L228 26H226ZM179 27V28H181L180 29V31L176 28V27ZM188 26H190V27H188ZM196 26H198V27H196ZM212 26V27H211ZM215 26V27H214ZM231 26V27H230ZM240 26V27H239ZM244 26V27H243ZM100 27V28H99ZM129 27V28H128ZM164 27V28H163ZM207 27V28H206ZM211 27V28H210ZM238 27V28H237ZM253 29V31H252V29ZM176 28V29H175ZM198 28H201V31L198 29ZM213 28H215L216 30H217V32L216 31H214L213 32V30H215V29H213ZM240 28V29H239ZM245 28V29H244ZM8 29L6 30V31H8ZM50 29V28H49ZM57 29H58V27H57ZM98 29H101V31L99 30L98 31ZM106 29H107V31H106ZM127 29V30H126ZM129 29V30H128ZM163 29V30H162ZM164 29H166V30H164ZM169 29H170V31H171V33H170V31H169ZM189 29H190V31H189ZM203 29H204V31H203ZM209 29V30H208ZM213 29V30H212ZM260 31H259V30ZM51 31V33H53V35L54 36H56V34L58 33H60L58 30H56V28L54 27V30H53V27L50 29ZM111 30V31H110ZM169 32H168V31ZM238 30H239V32L240 33H238ZM255 30V31H254ZM261 30H262V32H261ZM118 31L119 32H121V34H122V36H121V34H119L118 33ZM124 31V32H123ZM165 31V32H164ZM198 31V32H197ZM259 31V34H257V32ZM0 32H1V30H0ZM56 32V33H55ZM75 32V33H74ZM170 33V35L168 34V33ZM193 32V33H192ZM198 34H196V33ZM207 32V33H206ZM252 32V33H251ZM254 32V33H253ZM71 33V32H70ZM74 33V34H73ZM94 33V34H93ZM104 33V34H103ZM191 33V34H190ZM210 33V34H209ZM212 33H214L215 34V36H213L214 34H212ZM261 33V34H260ZM57 34V35H58ZM107 34H109V35H107ZM168 34V35H167ZM177 34H179V35H177ZM196 34V40L194 39L195 37H193L194 35ZM209 34V35H208ZM246 34V35H245ZM71 35L72 36H75V35H77V32L76 31H72V33H71ZM70 35V36H71ZM97 35H99V36H97ZM186 36V37H184V36ZM192 35V36H191ZM208 35V36H207ZM256 35H255V37H256ZM217 36H218V38H217ZM233 36V37H232ZM235 36H237L236 38H235ZM253 36V37H252ZM121 39H120V38ZM211 37V38H210ZM216 39H215V38ZM100 38V39H101ZM184 38H186V40L184 39ZM197 38H199V39H197ZM203 38V39H202ZM236 39V44L234 43V41H235V39ZM116 39H118V40H116ZM194 41H193V40ZM219 40V42L221 43V45H224L225 47H223L221 50H224L225 51V55H227L228 54V52H229V47H231L232 46V48H231V52H237V53H235V54H237L236 56H237V59H238V61H237V59L236 58H234V59H232L233 61H231V58H229V64H230V62H232V63H234V66H232V64H230L231 66H229V64L227 65V64H224L225 63V61H226V59H228L227 58V56L225 57L224 55H221V56H219V54L218 55H216L217 53H221L220 51H218V50H220V49H218V50H216V47L218 48L219 47V45H220V43L218 42V40ZM178 40H176V41H178ZM182 40V41H181ZM191 40H192V43H191ZM204 40V41H203ZM262 41L264 40V37L262 36V39H261ZM122 41H124V42H122ZM185 41V42H184ZM201 41V42H200ZM202 41H203V43H202ZM211 42V44H210V42ZM240 41V42H239ZM261 41V44L262 43H264V42H262ZM198 42V43H197ZM125 43V44H124ZM218 43H219V45H218ZM223 43V44H222ZM225 43V44H224ZM260 43V42H259ZM191 44V45H190ZM207 44H209V47L210 46H212V44H213V48H209L208 47V45ZM232 44V45H231ZM111 45V44H110ZM125 45V46H124ZM186 45H187V47L189 48H187L186 47ZM203 45H204V47H203ZM214 45H216L215 47H214ZM218 45V46H217ZM237 45V46H236ZM241 45L242 46H244V48L243 47H241ZM248 45V44H247ZM127 46V47H126ZM183 46V47H182ZM206 46V47H205ZM229 46V47H228ZM262 46L264 47V44H262ZM121 47V48H120ZM124 47H125V49H124ZM222 47V46H221ZM237 47V48H236ZM241 47V48H240ZM261 47V46H260ZM120 48V49H119ZM126 48H128L129 49V51H127L128 49H126ZM186 48L188 49V51L186 50ZM233 48L235 49L234 51H233ZM191 49V50H190ZM198 49V50H199ZM204 49L205 50H207L208 52H206V51H204ZM212 49V50H211ZM244 51H243V50ZM247 49V50H246ZM249 49V50H248ZM106 50V49H105ZM176 50H177V52H176ZM182 50V51H181ZM242 50V51H241ZM252 50V51H251ZM264 50V49H263ZM126 51V52H125ZM251 51V52H250ZM183 52H184V54H183ZM186 52H188V53H190L191 55V58H190V56H189V54H187ZM212 52V53H211ZM243 52V53H242ZM249 52V53H248ZM260 52V53H259ZM263 52V53H262ZM112 53H114V54H116V55H112ZM207 53V54H206ZM99 54V57H100V53H98ZM112 56H111V55ZM122 54V55H121ZM126 54H127V56L128 57H126ZM181 54H183V55H181ZM208 54H209V57H208ZM222 54V53H221ZM229 54L232 56V54H233V56H235L234 55V53H230L229 52ZM249 54V55H248ZM252 54V55H251ZM97 55V54H96ZM239 55V56H238ZM243 55H246V56H243ZM248 55V56H247ZM122 56V57H121ZM125 56V57H124ZM186 56H188V57H186ZM235 56V57H236ZM261 56V57H260ZM216 57H222V58H225V60L224 59H221V60H219V61H221V62H219L218 60H213V59H215ZM250 57H252V58H250ZM258 57H259V59H258ZM212 58V59H211ZM179 59L177 60V61H179ZM196 58H194V60H195ZM211 59V60H210ZM264 59V58H263ZM191 60V61H190ZM258 60L260 61L259 62V64H258ZM176 61V62H177ZM215 61H218L217 62V64H215ZM224 63H223V62ZM235 61V62H234ZM240 61V62H239ZM242 61V62H241ZM247 61V62H246ZM257 62L256 64H254L255 66H256V68H255V66L252 64V62ZM180 62H178L179 63V65L181 64ZM227 62V61H226ZM239 62V63H238ZM245 62V63H244ZM106 63V64H105ZM112 63V62H111ZM195 63V62H194ZM228 63V62H227ZM242 63V64H241ZM224 64V65H223ZM251 64V65H250ZM100 65V66H99ZM104 65H106V66H104ZM178 65V66H179ZM182 65V64H181ZM180 65V67H182ZM191 65L193 66V70L191 69ZM235 65H237L236 66V68H235ZM240 65H242V66H240ZM177 65H176V67H175V69L177 68H179ZM206 66L204 67V69L206 68ZM212 66V65H211ZM251 66H253V68L251 67ZM96 67H97V69H96ZM196 69H195V68ZM200 67V68H199ZM226 67V68H225ZM229 67H231V68H229ZM245 67V68H244ZM257 67H260V68H258L257 69ZM264 67V66H263ZM94 68V69H93ZM98 68H99V70H98ZM199 68V69H198ZM229 68V69H228ZM257 69V71H252L251 69ZM180 70H181V68H179ZM194 69H195V72H193L194 71ZM198 69V70H197ZM213 69L215 70V71H213ZM231 69V70H230ZM96 70H98V71H96ZM102 70V71H101ZM174 70V69H173ZM172 69H171V71L168 73V78H169V80H167V85H169L168 86V90H166V88L164 87V86H162V89H161V91H162V93L163 92H165L166 94H167V91H169V93L172 95H169V96H171V98H173L174 96V98H178L179 96H182V94L184 93V91H183V85H185L184 84V82H182L181 80V82L183 83V85H180V87L182 86V88H180V87H178V88H176L177 87V85H178V83L179 82H177V77H178V75L177 76H172V74H174V73H172V71H173ZM192 70V71H191ZM226 70V71H225ZM242 70V71H241ZM251 70V71H250ZM177 71H179V70H177ZM196 71H197V73H196ZM205 71V70H204ZM218 71V72H217ZM228 71H230V72H228ZM262 71V72H261ZM260 71V73H261V75H259V76H261L260 78H263L264 76H263V74L262 73H264V70H263V68H262V70ZM97 72V73H96ZM173 72H176V70L175 71H173ZM183 72H178L179 74H182ZM211 72H213V73H211ZM192 73V74H191ZM206 73V72H205ZM234 73V74H233ZM99 74H101V75H103V77L104 78H102V76L101 75H99ZM191 74V75H190ZM214 74V75H213ZM251 75H252V77H251ZM100 76V77H99ZM180 76V75H179ZM205 76H208L207 74H205ZM212 77H211V79H212ZM231 77V76H230ZM229 77V78H230ZM170 78H171V80H170ZM179 78V77H178ZM182 78V77H181ZM206 78V79H207ZM214 78V77H213ZM243 78V79H242ZM260 78L259 79H257L258 80V82L260 81ZM101 79V80H100ZM185 79V80H186ZM215 79V78H214ZM213 79V80H214ZM231 79V78H230ZM250 79H248L247 81H250ZM95 80H96V78H95ZM101 82H100V81ZM208 80H207V82H205L204 80V84H206V83H208ZM257 80H256V83H258L257 82ZM263 80V82L261 81V84H260V82L258 83V86H256V83H254L255 84V86L257 87V89H258V91H261V94H259L260 92H258V94H254L253 92L255 91V90H257L256 89V87H254V84L253 85H249L248 86V84H245L244 86H245V88H251V90H249L250 91V94H247V89H244L243 90V95L245 96V97H248V98H245L246 99V101H247V105H248V103H251L250 101H253V103H255L254 102V100H257V98L259 99V96L258 95H261L260 97L261 98H263V96H264V78L262 79ZM202 81V82H203ZM101 84H100V83ZM170 84H169V83ZM180 82V83H181ZM201 82V83H202ZM211 82V81H210ZM209 82V83H210ZM251 82V81H250ZM181 83V84H182ZM165 84V85H166ZM250 84V83H249ZM94 85H95V87H94ZM167 85H166V87H167ZM175 85H176V87H175ZM260 85H262L261 86V88L259 87ZM252 86H253V88H252ZM103 87V88H102ZM171 87H175L176 89H173V92H172V89H171ZM260 89H259V88ZM164 88H165V90H164ZM180 88V89H179ZM252 89H253V92H252ZM247 92H246V91ZM161 91H160V93H161ZM171 91V92H170ZM101 92V93H100ZM178 92H180V93H178ZM183 92V93H182ZM94 93V94H93ZM98 93H99V95H98ZM158 94V95H156V100L157 101H166V99L165 98H168L167 96L168 95H165V98H164V96L162 95V94ZM256 93V92H255ZM174 94V95H173ZM179 94H181V95H179ZM262 94H263V96H262ZM14 95V94H13ZM12 95V96H13ZM94 95V96H93ZM243 95H242V97H243ZM254 95V96H253ZM100 96V97H99ZM251 96V97H250ZM258 96V97H257ZM13 97H15V96H13ZM252 97H254V98H252ZM256 97V98H255ZM98 98V99H97ZM180 98V97H179ZM252 98V99H251ZM169 100H170V98H168ZM168 99H167V101H168ZM96 100V101H95ZM101 101V103H100V101ZM239 101V102H238ZM238 101H236L234 104H230V105H227V104H225L223 107H221V109L222 108H226V109H223L224 111L226 110V112H222L221 110H218L217 112H219L218 114H219V116L220 117H218V115H217V117L216 118H214V116H211L212 115V112H213V114L215 113V111H209V110H206V112H204L205 114H203V117H202V119L204 120H202L200 117L198 118V123L197 124H199V125H197L196 124V126L198 127V128H200V129H197V127H195V126H193L194 127V129L193 128H190V129H188L189 127H186L185 129H184V127H182V126H180V127H178L177 126V129L175 130V128H176V126L174 127H171L172 128V130L170 131V133H173V131L175 132L174 134H170L169 135V131H167V134L165 135V137H168V138H162L163 139V141H161V142H163V144L158 140L157 142H158V144H157V142L155 141V144H157V146L156 147H154V148H156V150H159V151H157V154H158V156H156L157 154H156V150H154V149H152V150H149L148 148H147V150H149V155L148 156H145L146 154L145 153H143L144 152V150H142L143 152H141L140 150H138L137 151V153L136 152H134V148H130V149H126V148H124L125 149V151H127V152H124V150H121V155L124 157V155H123V152H124V154L126 153L127 155H125V157H124V160H123V162H125L124 164H123V166L125 165V167L126 168H130L131 170H133V169H135V171H136V169H137V171L140 173V175H143V177L142 178H145V176H147L149 179H154V177L156 178L157 176H156V174H157V172H158V174H160V176L162 175L163 176V172L164 173H166L167 175H169V173H171V171H172V173L171 174H173V176H174V174L176 173V175H177V173L179 174L182 170H183V168L180 166V164L179 163H181L184 159H186V157L188 158L189 157V155H190V157L189 158H191L190 160H193L194 159V162L192 161V162H190V163H193V164H191L192 166V168H194V166H196V168H195V170H197L198 172H196V174H199L200 173V171L203 173V172H207V170H208V168H211V166L214 168V170H215V167L216 168H219V167H222V169H229L228 171L226 170V172H227V176H226V178H229V179H225L224 178V180H226L227 181V183L225 182L224 183V181H223V179H221V182H220V179H218V181L220 182V183H217V185L218 184H221L222 183V186H220V185H218V189H220V188H222L223 187V184H224V186H229L230 188H229V190H228V187H227V190H226V187H224V188H222L223 190H226V191H228L229 193L230 192H234V194H231L230 193V198L233 196V198H229L228 197V201H229V203L230 204H228L227 202V198H224L222 195V197L223 198H221L220 197V199H218V196H215L216 194H214L213 195V193L211 194V192H209L208 194H210V195H208L207 196V193H205V187H207V186H205L204 188L203 187H201V188H199L200 189V191H199V189L197 190V191H194V193H193V188H191V185H189V184H187V183H185V189H186V187H187V185H188V187H187V189L184 191V190H182L183 192V194L182 193H179L180 195H178L179 197H180V200H182L181 201V205L179 204V203H175L176 202V200L174 199V201L175 202H172V208H173V212H172V210H171V214L173 213V215H171L172 216V218L169 220L170 222L168 223L165 219H163V222L161 221V223L159 222V224L157 223V224H154V225H152L153 223H154V219H156L155 218V212L153 211V209L150 207V208H147V207H141L140 208V205H137L136 207L133 205V206H131V208L132 209H130L129 207L127 208V209H125V210H123L122 212H117L116 213V210H115V206L113 205V203H110V204H106L105 205V208H104V217L102 218V219H99V223H98V219H96L98 216H95L96 218H95V220L96 221H94L93 222V224L94 225H96V226H94L95 227V229L96 230H98L100 227V225L99 224H101V222L102 221H104V223H106V222H110L112 225H114V227L110 230V232H112L111 233V235L113 236V237H116L114 240H115V242L116 243H120V242H122L121 244H123L124 246H125V249H127V248H132L133 246H135V248H138L139 246H137V244H139L140 243V241H141V244H139L140 245V249L138 248V251H143L144 249H146V250H153V247H154V249H157V248H162V246L161 245H163L164 247H165V245H168V242H170L173 238H174V236L176 235V233H175V231H178V230H176V227L178 228V229H181L183 226L182 225H186V223L187 224H190L189 226H186V228L188 227V228H190V230H192V237L193 238H195L194 240L196 241V242H199V243H202V239L205 237V236H203V238H201L202 237V235H206V234H208L209 232H208V230H210V228H211V231H213V226L214 225H220V224H218V223H222V221H224V219L221 221V219L222 218H224V217H222V215H223V213L225 214V212H223L222 214H221V216H220V214H218L219 212L217 211V210H219L220 211V209L222 210V209H224L225 211H227L229 208L231 209L232 208V204L231 203H233V205L234 206H236V209H237V204H238V206L239 205H241V207L244 205H246V206H248V202H249V199H251L253 202H255V203H258L257 204V206L259 205V208H261L263 205H264V203H263V201H264V198H261L262 196H264V191H263V189H264V183L263 182H261V181H263L262 180V178H260L261 179V181L259 180V182H261V183H259L258 185L256 184V183H254V181H255V179H259V175H257V174H255V173H257L258 171H260L259 169H258V164L260 165V163H262L261 165V167H262V171L264 172V148H263V150H261V148L260 147H255V146H253V148H252V143L251 142H253V137L254 136H252V134H254L252 131H250L251 130V126L250 125H248V119H249V117H250V115H246V117H245V115H242L243 113L245 114V112H244V110H245V107L244 106H246V105H244L243 106V104H244V99L241 101V100H238ZM95 102H96V105H95ZM161 103V102H160ZM242 103V104H241ZM227 105V106H226ZM93 106H95L96 107V109L93 107ZM100 108V111H99V108ZM230 107V108H229ZM244 107V108H243ZM247 107V106H246ZM173 109H174V111L175 112H179V113H181L180 111H178L177 110V107L175 108V106L174 107H172V111H173ZM235 109V110H234ZM95 110V111H94ZM212 110V109H211ZM233 110V111H232ZM247 110H248V108L245 110L246 112H247ZM94 111V112H93ZM171 111V112H172ZM173 111V112H174ZM207 111H209V113L207 112ZM224 114V116H223V114L221 115V112ZM182 113H183V110H182ZM181 113V114H182ZM226 113V114H225ZM95 114V115H94ZM209 114V115H208ZM247 114H249V113H247ZM183 115H184V113H183ZM207 115V116H206ZM215 115V114H214ZM232 115V116H231ZM107 116V115H106ZM106 116H105V118H106ZM216 116V115H215ZM222 118V119H221ZM248 118V119H247ZM103 119H104V116H103V118L101 119L102 121H103ZM218 119V120H217ZM220 119H221V121H220ZM242 119V120H241ZM248 121H247V120ZM208 120V121H207ZM237 120H239V121H237ZM245 120H246V122H245ZM96 121V122H97ZM102 121H100L99 120V122L97 123L99 126H100V129H102L103 130V132L105 133V132H108L109 133V128H107V127H103V128H107V131H105V129H103V128H101V122ZM207 121V122H206ZM229 121V122H228ZM199 122H201L202 124H200ZM237 122V123H236ZM242 122V123H241ZM243 123H246L247 124V126H246V124H243ZM237 124V125H236ZM171 125V124H170ZM209 126V127H208ZM234 126H235V128H234ZM203 127V128H202ZM212 127V128H211ZM231 127V128H230ZM249 129H248V128ZM170 128V129H171ZM180 128H182L183 129V131H181L182 129H180ZM98 129V128H97ZM191 129H193V130H191ZM219 129V130H218ZM164 130H165V128H163V130H162V134L161 135H163V132H164ZM198 130V131H197ZM100 132L101 130H95L94 131V134H96V132ZM178 131H180V132H178ZM201 131H202V133H203V135H202V133H201ZM218 131V132H217ZM103 132H100V133H103ZM184 132H186V133H184ZM251 132V133H250ZM105 134L104 136H107L108 137V135H110V134ZM213 133V134H212ZM94 134H92V136L94 135ZM129 135H132V133L131 132H129L128 133ZM175 134H179V135H175ZM184 134V135H183ZM208 134H211V135H208ZM100 135V134H99ZM144 135H146V133H144V134H142V135H140V136H138V139H137V137L135 138V139H133L134 140V142L135 143H137V144H139V143H141L142 141L141 140H144V139H147L146 137L148 136H145V138H143V136ZM195 135V136H194ZM94 136H97V135H94ZM160 135L158 134V137H159ZM172 136V137H171ZM177 136H179V137H177ZM199 136L201 137V138H199ZM225 136H227V137H225ZM205 137V138H204ZM211 137V139H209ZM213 137V138H212ZM242 137V138H241ZM178 138V139H177ZM199 139V141L197 140V139ZM219 138V139H218ZM136 139H137V141H136ZM149 139V138H148ZM185 140V141H183V140ZM216 139V140H215ZM245 139H247V140H245ZM206 140V141H205ZM230 140V141H229ZM238 140V141H237ZM242 140V141H241ZM244 140V141H243ZM249 140H252V141H249ZM144 141H146V140H144ZM147 141H149L150 142V140H147ZM147 141H146V143H147ZM219 141V142H218ZM239 141H241V142H239ZM166 142V143H165ZM186 142V143H185ZM188 142H190V143H188ZM195 142H197L195 145H194V143ZM198 142H202V144H199ZM204 142V143H203ZM206 142V143H205ZM142 143H145V142H142ZM168 143V144H167ZM213 143V144H212ZM226 143V145H224ZM237 143H239V144H237ZM149 144V143H148ZM178 144H180V145H178ZM190 144V145H189ZM209 144V145H208ZM212 144V145H211ZM233 144V145H232ZM162 147H161V146ZM172 145V146H171ZM186 145V146H185ZM214 145V146H213ZM236 145V146H235ZM240 145H242V146H240ZM121 147V146H120ZM160 147V148H159ZM183 147H184V149H183ZM213 147V148H212ZM159 148V149H158ZM163 148V149H162ZM169 148V149H168ZM186 148V149H185ZM189 148V149H188ZM217 148V149H216ZM219 148V149H218ZM223 148V149H222ZM252 148V149H251ZM256 148L257 149H259V150H256ZM122 149V148H121ZM172 149V150H171ZM233 149V150H232ZM240 149V150H239ZM248 149V150H247ZM165 150V151H164ZM190 150V151H189ZM203 150H204V152H203ZM206 150V151H205ZM119 151H120V149H119ZM123 151V152H122ZM151 151V152H150ZM167 151V152H166ZM220 151H221V153H220ZM231 151V152H230ZM234 151H236V152H234ZM242 151V152H241ZM244 151V152H243ZM139 152V153H138ZM145 152H146V149H145ZM155 152V153H154ZM229 152V153H228ZM251 152V153H250ZM151 153H154L153 154V156H150L151 155ZM164 153V154H163ZM219 153V155L217 156V154ZM233 153V154H232ZM245 153V154H244ZM255 153V154H254ZM260 153V154H259ZM138 154V155H137ZM142 154H145V155H142ZM173 154V155H172ZM181 154V155H180ZM184 154H187L188 156H186V155H184ZM191 154H192V157H191ZM162 155V156H161ZM169 155V156H168ZM200 155V156H199ZM203 155H205L206 157H204ZM233 155V156H232ZM247 155V156H246ZM134 156H135V158H134ZM136 156L138 157V158H140V161H139V159H137L136 158ZM142 156H144L145 158H142ZM178 156H180V157H178ZM221 156V157H220ZM228 156V157H227ZM258 156V157H257ZM261 156V157H260ZM159 157H161V158H159ZM165 157H167V158H165ZM169 157V158H168ZM211 157V158H210ZM220 157V158H219ZM238 157V158H237ZM248 157V158H247ZM149 158V159H148ZM158 158V159H157ZM176 158V159H175ZM180 158V159H179ZM184 158V159H183ZM189 158L188 159H186V160H184V162L186 161V163H188L187 161L189 160ZM204 158H205V160H204ZM207 158V159H206ZM241 158V159H240ZM244 158V159H243ZM128 159V161H126ZM134 159H137V160H135L134 161ZM144 159V160H143ZM146 159V160H145ZM172 159H175V160H172ZM180 161H179V160ZM200 159L201 160H203L202 162L200 161ZM210 159V160H209ZM223 159V160H222ZM226 159H227V161H226ZM228 159H229V161H228ZM234 159V160H233ZM246 159V161H244ZM249 159V160H248ZM261 161H260V160ZM131 160V161H130ZM142 160V161H141ZM159 160V161H158ZM167 161V163H166V161ZM169 160H170V162H169ZM189 160V161H190ZM212 160V161H211ZM238 160V161H237ZM259 160V162H257ZM163 161V162H162ZM173 161V162H172ZM176 161H177V163H176ZM243 163H242V162ZM126 162H127V165H126ZM140 162H142V165H143V162H144V165L145 166H148L146 169H144V166H142L141 165V163ZM146 162V163H145ZM149 162V163H148ZM206 162V163H205ZM220 162V163H219ZM222 162V163H221ZM228 162V163H227ZM240 162V163H239ZM183 163V162H182ZM186 163H183L184 165H186ZM189 163V164H190ZM195 163V164H194ZM198 163H202L201 165H199ZM236 163V164H235ZM242 163V164H241ZM255 163V164H254ZM154 164V165H153ZM166 164V165H165ZM169 164V165H168ZM176 164H179L178 165V167H177V165ZM216 164V165H215ZM220 164H222L221 166H220ZM230 165V167L228 166V165ZM137 165V166H136ZM152 165V166H151ZM175 168H173L172 166ZM176 165V166H175ZM199 165V166H198ZM215 165V166H214ZM225 165H227L229 168H227V166H225ZM231 165H233L232 166V168H231ZM141 166H142V168L143 169H140L141 168ZM151 166V167H150ZM161 167V169H160V167ZM166 166V167H165ZM188 166V165H187ZM218 166V167H217ZM247 166V167H246ZM254 166H256V167H254ZM111 167V166H110ZM133 169H132V168ZM137 167V168H136ZM149 167H150V169L152 168L153 170L154 169H157L156 171L154 170L153 172H152V174L150 173V171H149ZM156 167V168H155ZM162 167H164V169L162 168ZM169 167H171V168H169ZM198 167V168H197ZM225 167V168H224ZM234 167V168H233ZM250 167V168H249ZM253 167V168H252ZM107 169H109V166L108 167H106ZM167 168V169H166ZM178 168V170H176ZM213 168H211L212 170H213ZM151 169V170H152ZM166 169V170H165ZM203 169L204 170H206V171H203ZM237 170V171H235V170ZM239 169V170H238ZM244 169V170H243ZM246 169V170H245ZM251 169V170H250ZM258 171H257V170ZM110 170H112V173H111V171ZM143 170L145 171L144 173H146V174H142L143 173ZM159 170H161V171H159ZM164 170V171H163ZM171 170V171H170ZM189 170H191V168L189 167V169L187 170V171H189ZM213 170V171H214ZM233 170V171H232ZM242 170V173H240L239 171H241ZM109 171V172H108ZM134 171V170H133ZM134 171V172H135ZM148 171V172H147ZM177 171V172H176ZM230 171V172H229ZM245 171V172H244ZM249 171V172H248ZM175 172V173H174ZM229 172V173H228ZM138 173V174H139ZM240 173V174H239ZM247 173V174H246ZM109 174V175H108ZM111 174H112V176H113V178H115V179H113L112 178V176H111ZM115 174V175H114ZM118 173H115V172H113V169H112V167H111V169H109V170H107V178L108 179H111L110 181H111V183H113V182H118V179L120 180L121 179V177H119L118 178V175H117ZM195 174V175H196ZM228 174L230 175V177L228 176ZM238 174V175H237ZM246 174V175H245ZM260 174V173H259ZM264 174V173H263ZM263 174L261 175L262 177H264L263 176ZM145 175V176H144ZM149 175H150V177H149ZM152 175V176H151ZM154 175V176H153ZM233 175V176H232ZM237 175V176H236ZM248 175H250V176H248ZM256 175H257V177H256ZM120 176V175H119ZM159 176V175H158ZM164 176H165V174H164ZM260 176V177H261ZM111 177V178H110ZM197 177V176H196ZM196 177L192 180V182H194V183H197V181H196ZM234 177V178H233ZM236 177V178H235ZM240 179H239V178ZM245 177V178H244ZM147 178V179H148ZM201 180V178H200V176L198 177V183H197V185L198 186H202V185H204V184H202V182H200V180ZM232 179V180H231ZM243 179V180H242ZM264 179V178H263ZM114 180V181H113ZM146 180V179H145ZM238 180H240V182L241 181H244V183H247V185L246 184H244V186H242L241 185V188L240 189H242V187H244L242 190H244V191H242V193H241V191L240 192H238V195H237V193H235V192H237L236 191V188L239 186L240 187V185H239V181ZM223 181V182H222ZM235 181H238L237 183L235 182ZM228 182H229V184H228ZM230 182H232V183H230ZM235 182V183H234ZM193 183V184H194ZM200 183H201V185H200ZM206 184V183H205ZM235 184H238V186L237 185H235ZM241 184V183H240ZM242 184H243V182H242ZM232 185V186H231ZM245 185H246V187H245ZM251 185H253V187H255L256 185H257V187H258V190H261L262 188V190L261 191H257V193H255L256 195H254V190L253 191H251V190H249L248 189V187H250ZM103 185H101V187H102ZM104 186H106L105 184H104ZM233 186H235V187H233ZM237 186V187H236ZM100 187V186H99ZM100 187V188H101ZM232 187V188H231ZM262 187V188H261ZM103 188V187H102ZM105 188V187H104ZM191 190V191H189V189ZM213 188H214V186H213ZM216 187H215V192L216 191H219L218 189H217ZM80 189H82V188H80ZM193 189V190H192ZM201 189H203L204 190V192H202L203 190H201ZM221 189V190H222ZM233 189H235V190H233ZM247 189V190H246ZM255 189V188H254ZM83 190V189H82ZM105 190H107V187L105 188ZM104 190V192H106ZM196 190V189H195ZM187 191V192H186ZM250 192V194L252 195H250L249 193H247V192ZM263 191V192H262ZM82 192H85L84 190L83 191H80L79 190V193L81 194V195H83L82 194ZM192 192V193H191ZM195 192H197V194L195 193ZM199 192H201V193H199ZM115 193V194H114ZM111 192L110 193V196H113V197H111L113 200H117V198H119V196L120 197H122V194H121V192L120 191H115V192ZM117 193H118V195H117ZM187 193H188V195H187ZM225 193H227V192H225ZM229 193H227L228 195H229ZM263 193V194H262ZM121 194V195H120ZM194 194V195H193ZM196 194V195H195ZM203 194H206L205 196L203 195ZM247 196H246V195ZM261 194H262V196H261ZM114 195H116V196H114ZM232 195V196H231ZM241 195V196H240ZM251 197H250V196ZM254 195V196H253ZM194 196H195V198H194ZM205 198H204V197ZM209 196H212L213 198V200H209L208 199V197ZM238 196H240V197H238ZM246 196V198H244ZM255 196H256V198H255ZM259 196V197H258ZM183 197V198H182ZM184 197H186V199L184 198ZM192 197H193V201H192ZM206 197H207V199H206ZM216 197H217V199H218V201H215V200H217L216 199ZM247 197H250V198H247ZM253 197V198H252ZM205 200H204V199ZM211 198V197H210ZM260 198V199H259ZM191 199V200H190ZM225 199V200H224ZM232 199H233V202H232ZM238 199V200H237ZM242 199V200H241ZM243 199H245V201L247 200L248 202H245ZM254 199V200H253ZM255 199H257V200H255ZM201 200V201H200ZM261 200H262V202H261ZM162 201V200H161ZM207 201V202H206ZM212 202V203H210V202ZM226 201V202H225ZM237 201V202H236ZM240 203H239V202ZM241 201L242 202H244V204H242L241 203ZM257 201V202H256ZM179 202V201H178ZM185 202V203H184ZM187 202H188V204L189 205H191V206H189L188 204H187ZM199 202H201V203H199ZM209 202V203H208ZM174 203H175V205H174ZM204 203H206V204H204ZM215 203V204H214ZM245 203H247V204H245ZM263 203V204H262ZM227 204V205H226ZM236 204V205H235ZM110 205L112 206V207H110ZM181 206V209L179 208L180 206ZM184 205H185V208H186V210H185V208H183L184 207ZM188 205V206H187ZM210 205V206H209ZM212 205V206H211ZM214 205H215V207H214ZM217 205V206H216ZM218 205H219V208H218ZM222 205V206H221ZM107 206V207H106ZM228 206V207H227ZM240 207L239 206V208L237 209V211L236 210H234V208H232V210L234 211V214H236L237 215V212L239 211V216H240V214H242L240 217H238V215H237V217L239 218V220L242 218V217H244V214H246L247 216H248V212H245L244 213V211L243 210H245L244 208L246 207ZM176 207V208H175ZM228 209H227V208ZM106 208H107V210H109L110 212L112 211H114V213H112V214H114V216L115 215H118L119 214V216H115V219L111 216V214H110V212L109 211H107V213H106ZM112 208H114V209H112ZM134 208H136V209H134ZM145 208V209H144ZM174 208H175V212H174ZM182 208L185 210V211H183L182 210ZM204 210H203V209ZM216 208V209H215ZM129 209H130V211H129ZM141 211H140V210ZM151 209V210H150ZM213 209H215V210H213ZM227 209V210H226ZM229 209V210H230ZM243 209V210H242ZM136 210V211H135ZM138 210H139V212L140 213H138ZM181 210H182V212H181ZM195 210V211H194ZM211 210V211H210ZM228 210V211H229ZM230 211L231 213H229L228 211H227V213L229 214V216H230V214L231 215H233V211ZM242 210V211H241ZM246 210H248L247 209V207H246ZM216 211H217V215H216ZM235 211H236V213H235ZM129 212H130V215H131V217L129 216ZM180 212V213H179ZM194 212V213H193ZM207 212H208V214H207ZM122 213H123V215H122ZM138 213V214H137ZM143 213H148V216H145V215H147V214H144L143 216H142V214ZM183 215H182V214ZM189 213V214H188ZM192 213V214H191ZM105 214H107V215H105ZM141 214V215H140ZM150 214V215H149ZM178 214V215H177ZM100 215V214H99ZM136 215H138L139 217H141L142 216V218L143 219H145L146 217H148V218H150V216H151V219L149 220L148 218H146L145 219V223H143L141 220H143L142 218H141V220H140V218H138V216H136ZM177 215V216H176ZM198 215H199V217H198ZM208 215H211V216H208ZM220 216V220H218V221H216V220H214V218L215 217H217V216ZM226 215V214H225ZM126 218H125V217ZM144 216H145V218H144ZM153 216V217H152ZM170 216V217H171ZM176 218H174V217ZM180 216V217H179ZM215 216V217H214ZM218 216V217H219ZM246 216V217H247ZM122 217H124V220H123V218ZM203 217V218H202ZM214 217V218H213ZM218 217L216 218V219H218ZM228 217V216H227ZM237 217H235L234 215H233V217L232 218H237ZM154 218V219H153ZM175 220H177V221H179V222H177V221H175ZM191 218V219H190ZM209 218V219H208ZM211 218V219H210ZM213 218V219H212ZM78 219V220H77ZM76 219V221H78L77 223V225L79 226L80 225V223H81V219L80 218H77ZM108 219V220H107ZM172 219L174 220V221H172ZM141 221V223H140V221ZM151 220H153V222H151ZM197 220H199V221H197ZM238 220V219H237ZM130 221H131V223H130ZM149 221L152 223L151 225L152 226H149ZM171 221L172 222H176L175 224H171ZM189 221V222H188ZM190 221H191V223H192V225H193V228L191 227L192 225H191V223H190ZM204 221V222H203ZM220 221V222H219ZM114 222H120V224L122 223L123 225H122V229H121V225L119 224V226H117L118 224H116L115 225V223ZM166 222V223H165ZM183 222H185V223H183ZM216 223V224H214L213 225V223ZM96 223V224H95ZM133 223V224H132ZM147 223V224H146ZM165 223V224H164ZM194 223H196V224H194ZM205 223V224H204ZM98 224V225H97ZM131 224V225H130ZM163 224V225H162ZM167 224V225H166ZM169 224V225H168ZM130 225V226H129ZM134 225V226H133ZM142 225L143 226H145L144 228H147V229H144L143 227H142ZM158 225H159V227H158ZM163 226V228H162V226ZM175 225H176V227H175ZM195 225V226H194ZM209 225V226H208ZM213 225V226H212ZM101 226H102V224H101ZM115 226H117V227H115ZM131 226H133V228H132V230L131 231H133V232H135V233H133L132 235H130L131 233H129L128 231H127V229H126V227H131ZM154 226V227H153ZM155 226H156V228H155ZM166 226V227H165ZM179 226H180V228H179ZM205 226H207L208 228H206L205 229ZM211 226V227H210ZM150 227V228H149ZM151 227H152V229H151ZM173 227V228H172ZM194 227H196V231H195V229H194ZM198 227V228H197ZM210 227V228H209ZM114 228L116 229L115 230V233H114ZM120 228V229H119ZM135 228V229H134ZM169 228V229H168ZM172 228V231L170 230ZM200 228H202V230L200 229ZM216 228V227H215ZM123 229H126V230H124L125 232H120V230L121 231H123ZM138 229V230H137ZM141 229V230H140ZM149 229V230H148ZM157 229H162V231H163V237L162 236H160V235H157L158 234V231L159 230H157ZM205 229V231H203ZM208 229V230H207ZM113 230V231H112ZM156 230V231H155ZM168 230V231H167ZM175 230V231H174ZM195 232H194V231ZM198 230V231H197ZM119 231V232H118ZM140 231H143V232H141L142 234H143V236H144V238L143 237H140L141 236V234L139 235L138 234V236H137V232H140ZM152 231H154V232H152ZM166 231V232H165ZM169 231H171V233H169ZM174 231V232H173ZM210 231V232H211ZM146 232L148 233V234H146ZM201 232H204V233H201ZM120 233V234H119ZM122 233V234H121ZM127 233H129V234H127ZM151 233H153V236H154V233H155V240L157 241H154V237L152 236V234ZM166 233V234H165ZM169 233V234H168ZM199 233V234H198ZM241 233H242V231H241ZM80 234V235H79ZM116 234V235H115ZM117 234H118V236H117ZM134 234H136V235H134ZM169 236H168V235ZM199 236H198V235ZM202 234V235H201ZM242 234H244V233H242ZM241 234V235H242ZM82 234L81 233H76L75 234V237H74V239L77 241V240H79V238H80V236H81ZM127 235H130V236H128L127 237ZM167 235V236H166ZM125 236H126V238H125ZM148 236H151L150 238H151V241L148 239ZM242 236H244V235H242ZM118 237H120L119 238V240L117 239ZM129 237H131V238H129ZM140 238V241H138L137 242V240H139V238ZM145 237H147V239L145 238ZM164 237H166V238H164ZM169 237H170V239H169ZM173 237V238H172ZM260 237V236H259ZM83 238V236H81V239ZM142 238V239H141ZM157 238H159V239H157ZM164 238V240H161V239H163ZM80 239V240H81ZM126 240V241H123V240ZM166 239V240H165ZM202 241H201V240ZM222 239V238H221ZM246 239V238H245ZM79 240V241H80ZM130 240V241H129ZM146 240H148V241H146ZM198 240V241H197ZM77 242V245H79L78 247L79 248H77V252H80V253H78L79 254V257L80 256H82L83 254H84V252L81 250V249H83V244L81 243V242ZM117 241H119V242H117ZM149 241L152 243V245H153V247L151 246V243H149ZM166 241V242H165ZM168 241V242H167ZM123 242H125V243H123ZM127 242H129L131 245L132 244H135V245H130V244H128ZM143 242V243H142ZM148 242V243H147ZM241 242H242V244L240 245V247L239 248H241V250L239 249V248H236V253H238V254H246V252L248 251V243L247 244H245L244 242H245V240H241ZM147 243V244H146ZM161 243V244H160ZM142 244H145V245H142ZM149 244V245H148ZM122 245V246H123ZM147 245H148V247H147ZM243 246H247L248 248H246V247H243ZM77 247V246H76ZM200 247V248H199ZM130 248V249H131ZM135 248H133V249H135ZM200 249V251L202 250L203 251V246H202V248H201V245L199 244L198 245V247H197V249L195 250L196 251V253L198 252V250ZM242 249H246L245 251H243ZM135 251H137V249H135ZM239 251V252H238ZM120 253L119 254H124V250H120L119 251ZM82 253V254H81ZM107 253L108 254H104L106 257H109V259H110V252L109 251H107ZM200 253H202V252H198V254H200ZM248 253V252H247ZM113 255H111V257H112ZM83 257H84V255L82 256V257H80L81 258V260H83ZM106 263V262H105ZM104 262H103V264H105ZM237 262H234V264H236Z\"/></svg>",
  "mask_w": 264,
  "mask_h": 264
}]
</instances>
